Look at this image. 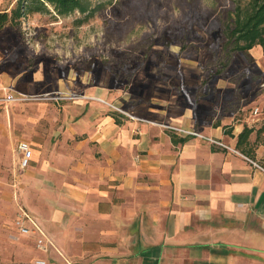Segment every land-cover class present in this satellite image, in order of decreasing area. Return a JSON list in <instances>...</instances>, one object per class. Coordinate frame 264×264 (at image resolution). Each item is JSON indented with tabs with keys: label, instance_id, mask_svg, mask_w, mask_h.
Instances as JSON below:
<instances>
[{
	"label": "crops",
	"instance_id": "crops-1",
	"mask_svg": "<svg viewBox=\"0 0 264 264\" xmlns=\"http://www.w3.org/2000/svg\"><path fill=\"white\" fill-rule=\"evenodd\" d=\"M152 93L114 101L120 112L97 85H67L52 98L61 114L24 137L28 206L58 248L45 264H264V112H220L204 91L197 108ZM35 94L40 105L52 100Z\"/></svg>",
	"mask_w": 264,
	"mask_h": 264
},
{
	"label": "rangeland",
	"instance_id": "rangeland-1",
	"mask_svg": "<svg viewBox=\"0 0 264 264\" xmlns=\"http://www.w3.org/2000/svg\"><path fill=\"white\" fill-rule=\"evenodd\" d=\"M235 1L84 0L85 11L67 15L46 2L47 9L25 11L14 26L0 30V75L5 72L6 77L0 84V261L47 263L51 250L58 251L44 216L28 206L30 170L18 165L17 144L36 127L49 125L54 112L61 114V101L52 99L59 98L56 92L61 88L97 85L102 102L120 112L123 109L114 101L140 99L149 90L152 95L176 93L196 108L202 99L196 95L204 91L209 106L216 104L220 112L235 117L249 114L254 120L264 112L260 45L248 53L236 52L217 72L225 41L223 24ZM22 2L24 9L38 6L34 0ZM16 4L17 0H0V11L10 13ZM35 70H40L41 83L29 82L28 91L20 90L28 99H4L9 88H17ZM203 79H209L205 87L200 86ZM38 92L52 100L36 103ZM22 210L50 242L46 251L37 246V234L18 228Z\"/></svg>",
	"mask_w": 264,
	"mask_h": 264
},
{
	"label": "trees",
	"instance_id": "trees-1",
	"mask_svg": "<svg viewBox=\"0 0 264 264\" xmlns=\"http://www.w3.org/2000/svg\"><path fill=\"white\" fill-rule=\"evenodd\" d=\"M22 1L17 0L16 6L10 13L0 11V28L5 25L14 26L25 11H33L36 7L46 8V2H50L55 11L61 15L86 9L84 0H34L38 6H25L26 9ZM234 3V9L222 28L225 41L217 72H222L227 67L236 52L248 53L255 45H260L264 50V0H236Z\"/></svg>",
	"mask_w": 264,
	"mask_h": 264
},
{
	"label": "built area",
	"instance_id": "built-area-1",
	"mask_svg": "<svg viewBox=\"0 0 264 264\" xmlns=\"http://www.w3.org/2000/svg\"><path fill=\"white\" fill-rule=\"evenodd\" d=\"M29 97L30 96L26 93L15 91L14 89H10V88L6 91L4 95V99H6L7 101L25 100V99H28ZM121 111L124 112L123 110ZM138 119H141V118H138ZM162 125L164 127H167V128H170V129L182 132V133L200 135L198 132L194 130H189V129H185L182 127L173 126L170 124H162ZM17 147H18V150L21 152L20 165L21 167H26L29 164L30 157L32 154L30 145L27 141L20 140L17 144ZM24 220H27V224L26 222H24ZM30 224L33 227L32 229H30L29 227ZM17 225L22 233H29L30 231H32L33 233L37 234L38 236L37 246L44 251L48 249V243L50 242H48V239L46 238L44 233L41 231V229L35 224V222L29 217V215L24 210H22L18 216ZM36 264H45V260L37 259Z\"/></svg>",
	"mask_w": 264,
	"mask_h": 264
}]
</instances>
